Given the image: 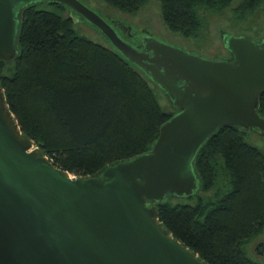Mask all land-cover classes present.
I'll return each instance as SVG.
<instances>
[{"label": "water", "instance_id": "1", "mask_svg": "<svg viewBox=\"0 0 264 264\" xmlns=\"http://www.w3.org/2000/svg\"><path fill=\"white\" fill-rule=\"evenodd\" d=\"M45 2L66 5L96 27L178 111L150 151L78 176L23 135L0 82V264H206L161 226L155 205L198 193L194 161L220 127L264 136V36L221 31L230 55L206 57L149 29L131 32L83 0H0V63L18 56L22 10Z\"/></svg>", "mask_w": 264, "mask_h": 264}, {"label": "trees", "instance_id": "2", "mask_svg": "<svg viewBox=\"0 0 264 264\" xmlns=\"http://www.w3.org/2000/svg\"><path fill=\"white\" fill-rule=\"evenodd\" d=\"M104 1L136 13L151 0ZM157 1L164 23L185 37L205 34V17L231 5ZM262 1L243 0L234 14L248 19ZM67 11L66 5L46 2L22 10L19 53L0 63V82L23 135L56 166L91 176L150 151L161 125L178 110L172 103L163 106L157 88L165 92L157 84L108 42L77 29ZM259 104L264 116V94ZM246 135L238 126L220 127L195 158L198 193L187 200L169 195L155 205L161 226L206 264H264L248 250L264 233V150Z\"/></svg>", "mask_w": 264, "mask_h": 264}, {"label": "rangeland", "instance_id": "3", "mask_svg": "<svg viewBox=\"0 0 264 264\" xmlns=\"http://www.w3.org/2000/svg\"><path fill=\"white\" fill-rule=\"evenodd\" d=\"M84 1L108 20H122L126 24L131 25L134 30H139L141 28L149 29L153 35L159 39L206 57H227L229 55V52L225 49L222 42L220 36L221 31L232 34H244L255 39L256 37L264 35V0L258 5L254 14L245 20H240L238 16L236 17L234 14V9L237 8L243 0H231V5L222 13H210L205 17L207 19L205 34L203 33L199 36L196 35L191 37H185L168 28L161 17V7L157 0H151L136 13L119 10L110 6L104 0ZM41 6L48 7L44 4ZM72 13L71 11H67V14L75 16ZM75 27L93 40L107 44V40L103 34L86 20L75 17ZM157 89L163 106L170 108L171 102H169L168 97L159 88ZM246 140L264 150V136L254 132H248ZM220 180H222V177ZM211 193L212 191L208 192V194ZM258 240H264V233L256 237L249 244L248 250L253 258L264 261V255H259L254 247Z\"/></svg>", "mask_w": 264, "mask_h": 264}, {"label": "flooded vegetation", "instance_id": "4", "mask_svg": "<svg viewBox=\"0 0 264 264\" xmlns=\"http://www.w3.org/2000/svg\"><path fill=\"white\" fill-rule=\"evenodd\" d=\"M109 21H111V19H109ZM141 29H142V28H141ZM141 29H139V30H141ZM134 31H136V30H134V29L131 30V32H134ZM263 36H264V35H263ZM263 36L256 37V39H257V40H261V39L263 38ZM123 37L126 38L127 40H129V41L135 43L137 46L141 47V44H140L138 41H136L133 37H130V36H127V35H124V34H123ZM259 245L263 248L262 251H260V249L258 248ZM254 247H255V250L257 251V253H259V255H264V240H260V241L258 240V241L255 243Z\"/></svg>", "mask_w": 264, "mask_h": 264}]
</instances>
